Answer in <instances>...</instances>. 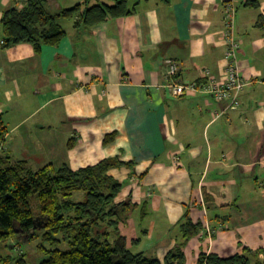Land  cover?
<instances>
[{
  "label": "crops",
  "instance_id": "obj_1",
  "mask_svg": "<svg viewBox=\"0 0 264 264\" xmlns=\"http://www.w3.org/2000/svg\"><path fill=\"white\" fill-rule=\"evenodd\" d=\"M98 1L115 2L91 4ZM258 1L259 7L248 0H130L132 14L94 27L63 20L67 35L57 46L0 43L3 149L33 170L64 162L77 170L111 156L133 162L109 173L123 184L116 201L131 197L136 204L121 225L130 241L139 240L130 243L134 252L164 262L183 241L186 214L203 226L183 248L190 264L201 252L264 248V0ZM26 2L0 0V40L6 11ZM79 2L46 6L57 12ZM228 2L236 7L233 33L249 82L237 110L204 92L178 96L165 87L171 79L204 81L206 70L225 74ZM167 58L179 65L173 77L164 73ZM109 134L114 138L105 143ZM4 244L0 264L26 252L12 245L10 253Z\"/></svg>",
  "mask_w": 264,
  "mask_h": 264
},
{
  "label": "trees",
  "instance_id": "obj_2",
  "mask_svg": "<svg viewBox=\"0 0 264 264\" xmlns=\"http://www.w3.org/2000/svg\"><path fill=\"white\" fill-rule=\"evenodd\" d=\"M84 0L57 12L50 11L47 0H27L22 8H12L2 19L7 46L32 43L38 51L45 46H57L66 37L63 20L75 19V27H94L109 18L133 13L130 0L108 3ZM167 1V0H166ZM248 4L259 7L258 0ZM8 128L0 112V241L17 248L23 242L38 241L37 249L45 257L29 261L26 253L12 258L11 264H186L183 248L202 229L186 214L181 225L183 241L178 242L164 262L145 252H134L121 231L136 204L132 198L117 202L123 184L109 171L134 165L120 156L106 157L97 164L74 170L64 162L49 163L33 170L25 162L14 161L12 152L4 150ZM114 134L105 137L110 142ZM75 144L74 138L68 146ZM84 192L82 200L73 199ZM196 264H264V248L245 246L242 252L230 256L201 252Z\"/></svg>",
  "mask_w": 264,
  "mask_h": 264
},
{
  "label": "built area",
  "instance_id": "obj_3",
  "mask_svg": "<svg viewBox=\"0 0 264 264\" xmlns=\"http://www.w3.org/2000/svg\"><path fill=\"white\" fill-rule=\"evenodd\" d=\"M226 5L224 20L226 26L225 39L227 42L226 57L228 63L225 74L216 76L210 70H206V79L204 81L194 80L181 82L177 79H171L165 84V87L174 95L178 96L204 92L219 101H227V106L230 109L237 110L242 107L241 93L249 82L241 71L238 57L241 44L233 33L236 7L233 2H228ZM0 43L5 44V40L1 39ZM163 66L165 68L164 73L168 76H175L179 70L177 61L172 58H167Z\"/></svg>",
  "mask_w": 264,
  "mask_h": 264
},
{
  "label": "rangeland",
  "instance_id": "obj_4",
  "mask_svg": "<svg viewBox=\"0 0 264 264\" xmlns=\"http://www.w3.org/2000/svg\"><path fill=\"white\" fill-rule=\"evenodd\" d=\"M84 1V0H83ZM85 198V193L84 192H76L74 195H73V199L75 200H82ZM17 241L16 238L14 239H11L9 241V243L7 244V247L5 246V244L0 241V244H4L5 247L3 248H6L10 253H14V249L12 250L11 249V244H14L15 242ZM37 244H38V241H33V242H23L21 244L22 246V249L23 251H26V258L29 260V261H34V262H37V260H40V259H43L45 257V255H43L38 249H37ZM13 251V252H12ZM148 256V252L146 253ZM187 264H190L191 261H192V257L189 256L188 260H187Z\"/></svg>",
  "mask_w": 264,
  "mask_h": 264
}]
</instances>
